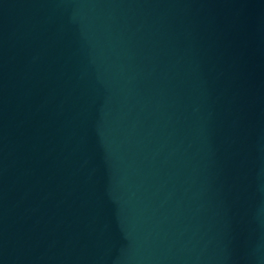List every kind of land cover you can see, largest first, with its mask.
<instances>
[{
  "label": "water",
  "instance_id": "obj_1",
  "mask_svg": "<svg viewBox=\"0 0 264 264\" xmlns=\"http://www.w3.org/2000/svg\"><path fill=\"white\" fill-rule=\"evenodd\" d=\"M0 264H264V0H0Z\"/></svg>",
  "mask_w": 264,
  "mask_h": 264
}]
</instances>
